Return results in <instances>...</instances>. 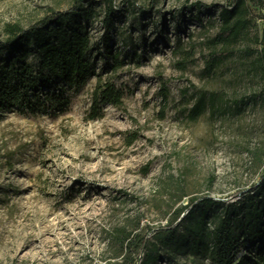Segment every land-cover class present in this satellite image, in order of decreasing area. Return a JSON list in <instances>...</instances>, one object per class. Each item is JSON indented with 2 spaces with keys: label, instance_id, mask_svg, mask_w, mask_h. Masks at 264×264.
<instances>
[{
  "label": "rangeland",
  "instance_id": "1",
  "mask_svg": "<svg viewBox=\"0 0 264 264\" xmlns=\"http://www.w3.org/2000/svg\"><path fill=\"white\" fill-rule=\"evenodd\" d=\"M75 1L0 0V40L8 25L29 27ZM92 1L97 40L108 1ZM109 1L122 13L115 39L132 34L140 55L118 70L98 62L123 90L122 104L104 103L91 118L92 76L63 112L9 109L0 118V264H120L118 226L146 233L190 198L227 203L264 183V101L250 98L264 88L253 55L264 42V0H254L249 29L212 73L211 39L230 0ZM197 2L212 8L198 13ZM200 95L221 107L192 120ZM240 98L248 103L236 108ZM177 261L208 264L187 254Z\"/></svg>",
  "mask_w": 264,
  "mask_h": 264
},
{
  "label": "trees",
  "instance_id": "2",
  "mask_svg": "<svg viewBox=\"0 0 264 264\" xmlns=\"http://www.w3.org/2000/svg\"><path fill=\"white\" fill-rule=\"evenodd\" d=\"M106 1L101 20L104 30L97 40H93L91 26L99 12L92 0H76L66 10H52L29 27L7 26V36L0 40V118L9 109L34 114L63 112L71 102V92L86 85L92 76H97V83L91 118L103 115L100 107L104 103L122 104L123 90L98 71V62L103 61L105 69L118 70L126 59L140 55L133 48L132 34L115 39L116 19L122 13ZM253 2L230 0L219 10L220 27L211 39L212 51L207 60L211 73L233 54L249 29ZM193 6L198 13L212 8L202 2ZM197 19L202 21L199 14ZM254 53L255 69L264 78V42ZM259 97L264 101V88L250 96L255 101ZM246 103L240 98L235 107ZM208 107L214 113L221 106L214 95H200L189 117L197 120ZM236 195L240 198L227 203L208 196L190 198L177 209L174 219L146 233L118 226L113 234L118 246L116 257L120 264H160L163 259L166 264H195L177 261L182 254L200 257L208 264L263 261L264 183ZM177 219L180 222H175ZM139 252L144 256L136 263Z\"/></svg>",
  "mask_w": 264,
  "mask_h": 264
}]
</instances>
